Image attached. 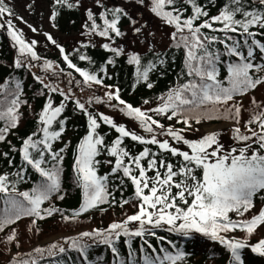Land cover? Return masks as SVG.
Segmentation results:
<instances>
[{
  "label": "snow or ice",
  "instance_id": "1",
  "mask_svg": "<svg viewBox=\"0 0 264 264\" xmlns=\"http://www.w3.org/2000/svg\"><path fill=\"white\" fill-rule=\"evenodd\" d=\"M138 2L144 4V0ZM246 2L247 0H228L217 15L210 16L197 0H184V3L191 7L190 15H185L186 8L175 7L176 0H150V11L174 29L169 39L172 47L183 50L184 71L181 76L187 79L170 88L166 95L159 97L160 103L156 107L146 110L126 103L121 99L118 89L105 92L106 101L99 97H91L88 101L90 104L94 99L96 103H107L109 107L118 109L125 116L137 121L143 132L148 134L147 137L129 131L123 124L115 123L108 115H94L88 111L85 103L79 99L74 100L75 108L87 118V133L76 145L72 165L76 186L82 192V202L71 217L64 216V219L75 218L108 202L111 195L107 191L108 175H98L96 168L100 163L97 157L102 151L115 158L112 174L122 172L123 177L131 181L137 201L133 206L138 208L137 212L128 215L125 220L113 222L103 231L94 229L92 232L80 233L79 237L70 238L69 248L77 250L85 262L88 260V246L81 245L80 239L83 237L93 240L99 238V243L111 249L119 264H124L115 247L116 240L122 235L129 238L140 237L147 248L156 253V248L144 237L155 236L154 229L164 226H167L168 232L183 238L190 239L194 234H200L219 242L229 250L231 264H244L241 250L245 248H250L252 253L264 257V239L249 244L245 240L227 235L236 230L251 235L258 226L264 224V208L249 219H234L230 215L234 213L236 217H244L245 213L254 207V197L264 193V108L243 123L244 131L240 127L241 105H230L223 113L219 108L220 105H229L236 96H242L264 84V75H255L264 72V43L257 39V36L264 37V0H254L261 6L259 8L246 7ZM96 3L99 7H104L101 0H96ZM54 5H66L69 8L75 6L70 0H54ZM122 15L127 13L120 7L105 8L99 13L101 25L97 23L95 14L88 10L87 17L91 23L85 27L91 34L111 40L112 33L117 37L124 35L118 28ZM5 17H8L6 21ZM13 17L27 23L14 12L6 0H0V27L6 26L20 57L28 60V66H34L31 62L40 60L34 50L37 41L26 42L23 33L15 26ZM55 18L56 12L53 11L51 19ZM132 23L134 33H139L141 28L135 27L136 21L133 20ZM29 28L33 32L37 31L31 25ZM205 29L208 31H204ZM45 35L59 48L68 69L74 70L82 77V82L68 80L69 88L65 92L51 84H44L41 77H35L50 93H58L63 99L58 106H54V101L49 96L38 118L39 133L42 135L33 133L23 140L18 151L25 166L15 173L0 174V201L3 202V207L0 208V231L24 217L44 219L45 216L60 211L55 207H41L54 194L61 192L63 154L68 145L58 150L54 148V142L62 138L66 128V120L58 118L64 112L66 102L73 100V84H102V79L97 75L82 70L73 63L69 54L56 44L51 35ZM102 47L115 56L122 55L124 51L123 48L110 47L107 43ZM257 50L262 61L260 63L256 62ZM79 59L83 61L89 58L80 55ZM156 59L160 64L164 63L161 54H157ZM112 63L114 61L109 59L108 64ZM128 63L137 66V79L143 81H148L149 73L156 67L153 62L142 65L141 57L137 54H129ZM15 66L24 67V61L17 59ZM52 67L51 62L45 61L43 68L46 72ZM223 69H226V74ZM152 86L147 83L148 88ZM81 90L83 91V88ZM113 100L117 103L112 104ZM22 103L19 82H16L14 87L8 81L0 84V121H3V126L0 127V142H4L10 129L17 126L20 115L18 110ZM148 103V100L144 101V104ZM153 114L164 116L169 121L175 119L177 124H183L185 128H176L174 125L166 127L153 118ZM203 119L234 121L231 128L233 144L226 147L221 143L219 130H213L196 140L187 139L183 133L186 128H191V121L195 120L199 124ZM54 122L58 124V128H53ZM101 122L118 133L110 144H106L105 137L98 132ZM160 136L167 138L161 140L158 138ZM124 138H130L142 145H155L158 151H152L146 146L138 154L132 155L122 146ZM181 144L186 146L187 150L180 147ZM168 154L177 158L175 163L167 158ZM145 161L146 164L143 163ZM9 163L11 164V161ZM106 163L113 164V161L108 160ZM27 167L33 169L41 179L30 190L20 191L17 184L25 180ZM150 172L153 175H149ZM10 176H15L16 179H10ZM58 198L63 199V196L58 195ZM123 203L127 204L129 201L125 200ZM36 219L32 220L33 225ZM132 223L138 226L129 228ZM14 237L15 231L8 236V240L11 241ZM158 239L163 241L164 237ZM128 243L131 249L130 239ZM168 243L178 248L172 241ZM66 251L65 247L53 243L47 249V254L53 257ZM141 251L144 252V249ZM159 251L163 253L162 256L144 252L143 264H177L185 255L180 250L175 251V254L165 248ZM35 252L43 258V249L37 248ZM132 255L130 251L129 256ZM15 264H38V261L30 257L15 260ZM57 264L64 262L59 261ZM129 264L133 262L129 261Z\"/></svg>",
  "mask_w": 264,
  "mask_h": 264
},
{
  "label": "trees",
  "instance_id": "2",
  "mask_svg": "<svg viewBox=\"0 0 264 264\" xmlns=\"http://www.w3.org/2000/svg\"><path fill=\"white\" fill-rule=\"evenodd\" d=\"M110 4H103V8L98 10L90 9L97 19V23L102 25V21L99 19V13L105 8L113 9L122 5H133L146 8L150 11V0H144V4L138 2V0H105ZM103 1V2H105ZM74 7H67L66 5H54V0L51 4V11L56 12V18L53 20V27L59 33L63 35H70L72 33H79L86 40L93 39V42H86L79 44L74 48H69L67 44H58L63 46L65 52L69 54L70 59L82 70L91 72L102 79V84L97 85L92 83L89 85H75L73 84V100L66 102L64 112L58 119L66 120L65 132L62 138L54 142V148L59 149L68 145L64 155L62 163V176H61V192L58 195H62L63 199L58 198V195L54 194L50 200L46 201L41 207H55L60 211L54 212L51 216H45L44 219H36L34 217H24L15 223L5 227L3 231H0V264H15V260L35 258L38 264H57L59 261H63L64 264H119L117 258L113 255L111 249L102 243H99V238L95 240L89 237H83L80 239L81 245H87L86 255L88 257L87 262L80 255L77 250L70 249L69 245L73 237H79L80 233L92 232V230L107 229L113 222H121L126 219L128 215H132L138 211V208L133 205L137 203L134 198V186L131 181L126 177H123L122 172L118 174H112V167L114 166V157L107 155L105 151L101 152V155L97 157L100 161L96 165L98 175H108L107 191L111 194L108 197V202L98 205L95 208L81 213L79 216L65 220L64 216H72L75 210H78L82 202V192L79 187L76 186L75 176L73 172V160L74 150L80 139L87 133V118L79 110L75 108L74 100L76 94L88 93L85 98L81 99L82 103H85L88 111L94 115L99 113H110L112 108L107 103H98L96 105L95 100L89 104V98L99 97L101 100L106 101L105 92L119 90V95L126 103L133 105L134 107H150L154 108L160 103L159 97L167 94L170 88H174L179 83H182L187 77H182L181 73L184 71L183 60L184 53L182 49L172 47L170 41V33L174 30L171 26L166 25L160 18L156 17L151 11V15L155 21H158L161 25L162 36L166 38V43L160 48H147L139 49L138 51L132 50L130 53H125L120 56H115L114 53L102 47L107 43L110 47L120 48L119 45L126 42L129 38L128 27L131 24V16L128 11L124 10L127 15H122L118 28L124 34L120 37L111 34L112 39H106L104 37L91 34L85 25H90V21L87 17V11L83 14L75 2ZM117 2V5H116ZM199 4L204 6L205 10L210 16L217 15L220 9L228 2V0H197ZM246 7H261L258 2L254 0H247ZM175 7L186 8L185 15L191 14V7L184 3V0H176ZM109 19L111 17L109 16ZM203 19V18H202ZM6 21V20H5ZM219 27V25H214ZM254 31H261L260 29H253ZM204 31H208L205 29ZM219 35V33H217ZM264 43V37L257 36ZM26 40V39H25ZM26 42H28L26 40ZM100 42V43H99ZM30 43V42H29ZM39 43V42H37ZM86 45V46H85ZM34 50L37 52L40 60L32 61V65L28 66V60L20 57L18 48L14 46V42L8 35L6 26L0 27V84L8 81L12 87L16 82L20 83V99L23 103L19 107V120L15 128L10 129L6 140L0 142V174L3 173H15L25 166V162L18 149L22 146V142L29 135L39 133L40 124L38 122L39 114L43 109L49 96L54 101V106H58L63 99L58 93H50L48 89L44 88L38 80L35 79L39 76L43 79L44 84H51L53 87H58L65 92L68 91V80H80L79 76L72 69H68L66 62L55 44H36ZM137 54L141 57L142 65H147L149 62L156 64V67L149 73L148 81L137 79V66L135 64L128 63V55ZM157 54H161V58L164 60L163 64H160L156 57ZM80 55L87 56L88 60L81 61ZM17 59H22L25 66L17 68L15 66ZM112 59L114 63L108 64V60ZM227 59V58H225ZM45 61L52 63V69L47 72L44 70L43 65ZM256 62L260 63V54L257 50ZM222 67V66H221ZM63 70V71H61ZM226 74V69H223ZM55 73V75L53 74ZM71 73V75H68ZM255 75H264V72L256 73ZM147 83H151L152 88L147 87ZM110 86V87H109ZM83 88V91L81 90ZM82 95V94H81ZM253 99L255 103H253ZM148 100V104H144V101ZM112 104H116L115 100L111 101ZM237 104L242 106V120L241 130L243 129V123L247 121L251 115L259 112L264 108V84L258 85L255 89L249 90L242 96H236L233 101L229 102V105H220V112H224V109L230 105ZM103 105L108 107L103 108ZM234 112V109H233ZM116 115L124 119L122 112H117ZM212 115H219V113H212ZM109 117L113 118L112 115ZM153 118L159 120L166 127L174 125L176 128H185L183 124H177L176 120H167L164 116H156L153 114ZM128 119L132 127L139 132L137 134L148 136L147 133H142L132 118L125 116ZM124 119V120H125ZM222 122L234 123L232 120L225 119H203L201 123L197 124L195 120L191 121V128L185 130L200 129L207 124H219ZM3 126V121H0V127ZM139 126V124H138ZM53 128H58V124L54 122ZM157 131H159L157 129ZM98 132L105 137V143L110 144L112 140L116 139L118 133L115 132L108 125H104L101 122V127ZM225 132H228L227 130ZM159 138V137H158ZM161 139L167 137L160 136ZM229 142L233 144L231 138ZM123 147H125L132 155L138 154L144 147H149L152 151H158L155 145H142L138 142L132 141L130 138H124ZM183 149H187L182 147ZM15 149V150H14ZM4 153L8 155L5 156ZM167 158L173 163L177 158H173L170 154ZM112 160L113 164L106 163V161ZM11 161V164L9 163ZM146 164V161L143 162ZM153 175V173H149ZM10 179L15 180V176H10ZM41 178L30 167H27L25 172V180L17 184V188L20 191L30 190ZM123 181V183H122ZM128 200L129 203L124 204L123 201ZM254 207L251 211L245 213L244 217H236L234 213L230 215L234 219H249L253 215L257 214L261 208H264V193H259L254 197ZM3 207V202L0 201V208ZM36 219V223L33 225L32 220ZM138 225L132 223L129 228H136ZM167 226L163 228L154 229L156 235H146L144 239H147L156 248L157 252L153 253L151 249L147 248L143 239L140 237H125L121 236L115 241V247L119 253V257L124 261V264H129L132 261L133 264H143L144 252L149 255H163L159 250L165 248L168 251L175 254V251L180 250L185 253L184 258L178 261L177 264H231V254L222 244L217 241H212L207 237L200 234H194L192 238L187 239L179 236L176 233L168 232ZM15 231V237L9 241L8 236ZM56 235L61 236L58 240L52 241L47 244H41L44 240L54 237ZM228 236L235 239L245 240L249 244H255L260 239H264V224L257 227L251 235H248L245 231L236 230L234 232L227 233ZM158 237H164L161 241ZM131 240V249L129 248L128 240ZM67 241V243H66ZM172 241L178 248L172 249V245L168 243ZM57 244L63 246L67 251L63 254H57L50 257L47 254V249L51 244ZM43 249V258L39 253L35 252V249ZM144 249V252L141 249ZM58 252V249L56 250ZM130 251L133 253L129 256ZM241 257L244 264H264V257L258 254L252 253L250 248L241 250Z\"/></svg>",
  "mask_w": 264,
  "mask_h": 264
},
{
  "label": "rangeland",
  "instance_id": "3",
  "mask_svg": "<svg viewBox=\"0 0 264 264\" xmlns=\"http://www.w3.org/2000/svg\"><path fill=\"white\" fill-rule=\"evenodd\" d=\"M72 2H75L79 9L84 14L86 11L93 9L98 10L100 7L97 5L96 0H70ZM101 0V3L110 4L109 2ZM53 0H6V3H8L14 10V12L23 18L24 21L27 23H23L18 19L14 20V24L17 27L18 30H20L23 33L24 38L31 42L32 40H36L37 44H52L46 37L45 34L51 35L52 38L56 41V44H67L69 48H74L78 46L79 44H83L88 42H93V39L86 40L84 37L79 35V33H72L70 35H63L59 34L53 27L51 15V4ZM28 5H31V7H28ZM117 5V2H116ZM123 9L128 11L131 16V24L130 27H128L129 31V38L126 40V42L119 45L120 48H123L125 53H130L129 51L135 50L138 51L139 49H147V48H160L166 43V38L162 36V29L161 24L158 21H155L154 17L151 15L150 11L146 8L136 6V4L133 5H122ZM8 17H5V20H7ZM136 21L135 27L141 28V31L139 33H134L133 31V23L132 21ZM29 25L36 28L37 31L33 32L29 28ZM100 43V42H99ZM61 46V45H60ZM63 47V46H62ZM59 49V48H58ZM82 94V95H81ZM76 94V99H83L85 98V95L87 96L88 93H81ZM98 103H96L97 105ZM157 106V105H156ZM103 108H107V105H103ZM143 110L149 109L150 107H142ZM117 112H120L118 109L112 108L110 113H106L105 115H112L113 120L117 124H123L126 129L129 131H133L136 133H139L134 126L132 127L129 123L132 124L128 119H122L121 117H118L116 115ZM223 113V111H222ZM135 125L137 128L142 132L143 130L138 126V122L135 121ZM133 125V124H132ZM232 123L229 122H222L219 124H207L203 126L200 129H192V130H185L184 136L187 139L190 140H196L202 137L203 135L213 131V130H219L220 135V142L223 143L226 147H229L232 145V143L229 142V138H231V128ZM228 132H225V131ZM159 139H161L159 137ZM166 139V138H165ZM162 140V139H161ZM180 147L186 148L184 145H180ZM187 150V149H184ZM61 236L65 235H56L54 237L48 238L44 240L41 244H47L52 241L58 240Z\"/></svg>",
  "mask_w": 264,
  "mask_h": 264
}]
</instances>
